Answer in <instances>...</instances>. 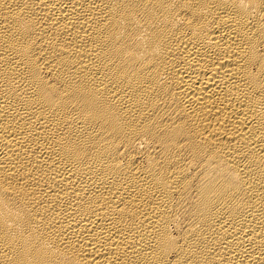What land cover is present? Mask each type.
<instances>
[{"label":"bare ground","instance_id":"1","mask_svg":"<svg viewBox=\"0 0 264 264\" xmlns=\"http://www.w3.org/2000/svg\"><path fill=\"white\" fill-rule=\"evenodd\" d=\"M0 264H264V0H0Z\"/></svg>","mask_w":264,"mask_h":264}]
</instances>
